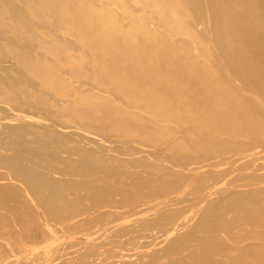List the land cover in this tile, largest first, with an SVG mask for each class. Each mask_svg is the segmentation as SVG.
I'll return each mask as SVG.
<instances>
[{
  "label": "bare ground",
  "instance_id": "6f19581e",
  "mask_svg": "<svg viewBox=\"0 0 264 264\" xmlns=\"http://www.w3.org/2000/svg\"><path fill=\"white\" fill-rule=\"evenodd\" d=\"M0 264H264V0H0Z\"/></svg>",
  "mask_w": 264,
  "mask_h": 264
}]
</instances>
